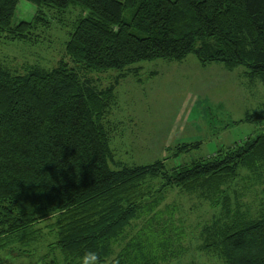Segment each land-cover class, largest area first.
<instances>
[{
	"label": "trees",
	"instance_id": "obj_1",
	"mask_svg": "<svg viewBox=\"0 0 264 264\" xmlns=\"http://www.w3.org/2000/svg\"><path fill=\"white\" fill-rule=\"evenodd\" d=\"M18 1L0 0V38L10 42L47 28L45 11L79 14L53 68L17 74L0 65V254L34 259V228L54 217V242L28 264H83L86 252L96 254L89 264H170L182 252L179 236L165 220L157 231L155 211L161 192L177 189L216 211L201 227L199 252L221 264H264V133L170 169L167 159L111 168L104 126L119 81L136 76L129 69L136 63L192 54L202 67H243L249 81L264 84V0H24L35 16L13 25ZM108 70L125 73L101 88L91 75ZM263 121L253 112L240 123ZM199 147L167 151L174 158ZM241 173L259 190L253 215L229 191ZM153 182L160 186L147 203Z\"/></svg>",
	"mask_w": 264,
	"mask_h": 264
},
{
	"label": "rangeland",
	"instance_id": "obj_2",
	"mask_svg": "<svg viewBox=\"0 0 264 264\" xmlns=\"http://www.w3.org/2000/svg\"><path fill=\"white\" fill-rule=\"evenodd\" d=\"M69 10L61 16L45 11L49 26L37 28L27 42L0 38V65L17 74H23L30 66L53 68L64 50L71 22L79 14V10ZM35 13V6L19 0L12 24L28 23ZM129 69L138 73L119 81L114 105L104 124L111 138V168L149 165L167 159L165 165L170 169L211 157L220 149L264 133V121L261 125L240 123L247 113L257 112L264 117V84L249 81L243 67L231 72L219 64L202 67L191 54L180 62L157 59L133 64ZM124 73L108 70L91 77L102 88ZM197 142L199 149L170 158L167 149ZM242 175L229 191L240 193L242 209L253 215L259 208V190L243 181ZM158 186V182L150 185L152 190L147 195V203L150 201L148 196H152ZM160 195L162 199L155 211L162 214L158 216L157 231L163 220L169 222L167 230L179 236L182 251L170 264H221L215 257L197 249L201 242V227L216 213L210 200L177 189H165ZM54 222L55 218L49 217L35 226L36 234L28 245L34 259L2 253L0 257L8 264L34 262L54 242L55 231L50 229Z\"/></svg>",
	"mask_w": 264,
	"mask_h": 264
},
{
	"label": "clouds",
	"instance_id": "obj_3",
	"mask_svg": "<svg viewBox=\"0 0 264 264\" xmlns=\"http://www.w3.org/2000/svg\"><path fill=\"white\" fill-rule=\"evenodd\" d=\"M96 259V254L93 252H86L85 256L83 257V264H89V261Z\"/></svg>",
	"mask_w": 264,
	"mask_h": 264
}]
</instances>
